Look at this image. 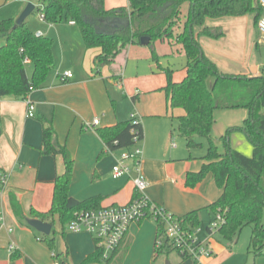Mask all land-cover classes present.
I'll use <instances>...</instances> for the list:
<instances>
[{
	"label": "crops",
	"instance_id": "crops-1",
	"mask_svg": "<svg viewBox=\"0 0 264 264\" xmlns=\"http://www.w3.org/2000/svg\"><path fill=\"white\" fill-rule=\"evenodd\" d=\"M2 1V6L10 2ZM29 2L35 5V10L39 6L35 1L20 0L12 15L14 17L8 19L16 20ZM127 4V0H104L107 10L127 7ZM250 15H253L258 44L264 45L254 22V14L206 18L202 26L194 28L196 37L203 28L220 29L223 33L219 39L197 37L204 57L221 74L248 78L264 75L259 66L250 67L244 56ZM42 23L41 27L31 31L36 36L52 39L53 69L44 83L26 99L0 97V170L6 176L4 189L0 193V264H51L56 257L60 264H81L97 250L91 236L69 232L67 226L61 225L58 216L43 221L52 225L48 237L54 241L53 248L45 241L46 236L26 223L27 219H36L31 211L46 213L50 210L55 179L64 171L61 156L41 154L43 129L48 126V121L55 132V143L65 147L73 161L69 196L78 201L98 198L93 205L99 209L123 206L133 199L135 188L131 179L112 176V168L123 149L108 151L98 134V130L128 121L133 115L143 128V140L138 144L142 151L140 170L146 182L143 195L176 217L194 211L198 214L206 212L209 219L203 221L199 217L201 225L204 224L206 228L213 217L208 207L217 201L222 190L216 185L212 174L193 188L185 186L186 175L198 172L207 162L203 159L207 151L204 156L203 153L196 155L190 152L187 144L184 146L176 142V134H180L175 119L184 112L172 109L163 91L166 76L161 68L172 70L176 83L186 75L187 60L179 45L161 40V47L164 48L161 57L167 60L166 66L165 61H152V45L142 46L139 43V46H129L114 64L93 74V58L100 53V49H85L79 29L74 31L78 27L70 22ZM174 49H177L181 64L180 71L175 73L169 67V53H173ZM123 58L126 60L125 66L122 65ZM26 67L29 68L26 74L30 78L33 67L29 62L25 64ZM65 71H71L72 78L61 82L59 75ZM28 102L35 107L33 118L26 116ZM247 116L248 111L244 109L215 112L212 128L217 127L216 135H213L212 129L211 137L220 154L226 152L222 138L227 136L226 143L231 149L247 154V157L252 155L253 147L246 135L235 130L242 126ZM41 118L47 123L43 124ZM95 118L99 124L87 129L86 124ZM197 143L201 146V142ZM10 194L17 196L25 221L14 216ZM215 236L208 240V246H211ZM156 237L154 222L146 220L132 225L114 253L112 263L193 264L191 260L180 257L155 258ZM10 246L14 248L12 252L8 249ZM254 264H264V255L255 258Z\"/></svg>",
	"mask_w": 264,
	"mask_h": 264
},
{
	"label": "trees",
	"instance_id": "trees-1",
	"mask_svg": "<svg viewBox=\"0 0 264 264\" xmlns=\"http://www.w3.org/2000/svg\"><path fill=\"white\" fill-rule=\"evenodd\" d=\"M20 1V0H4ZM39 6L42 21L48 24L75 22L81 34L85 49H100L93 58L91 72L98 74L100 69L115 63L117 57L131 45L139 44V39L148 37L150 44L156 40H168L171 45H179L185 56L186 75L180 82L173 81V71L161 68L166 76L163 91L172 109H181L184 115L177 117V130L186 140L189 149L200 147L195 138L208 142L207 162L198 172L186 175L185 186L193 188L208 174H212L221 196L209 205L213 215L220 213L223 224L218 235L233 244L245 227L252 228L250 246L254 256L264 255V75L248 78L244 75L221 74L217 67L202 53L197 37L219 39L220 29L203 28L197 34L195 27L203 25L206 18L237 17L254 14L255 24L262 8L254 0H127V7L107 10L104 0H30ZM111 19L122 20V25L112 29ZM15 20L0 21V97L26 99L46 80L54 67L53 41L36 36L24 23L14 29ZM32 65L28 78L24 59ZM153 55V61L157 62ZM120 79V78H119ZM213 79V82L208 85ZM135 98H133L134 100ZM248 111L242 126L235 130L243 132L253 147L247 157L231 149L225 141L224 155L217 150L211 137L218 110ZM40 121L47 123L43 118ZM231 131V130H229ZM228 131V132H229ZM98 134L108 151L133 147V139L143 140L142 124L129 119L113 127L98 130ZM55 132L48 121L42 135L41 154L61 156L64 171L54 182L52 205L48 212L31 211V215L41 221L58 216L63 227L73 220L75 214L84 210L97 209L93 205L98 198L78 201L68 194L73 173V161L65 147L54 141ZM6 176L0 170V193L4 189ZM11 209L15 217L25 221L21 205L16 195L10 194ZM140 198L134 189L133 199ZM174 216V215H173ZM183 229L193 231L201 226L197 211L183 217L174 216ZM157 234L162 233V225L156 224ZM50 248L53 239L44 238ZM155 250V258L172 252L168 243ZM114 255V254H113ZM102 260L99 250L88 256L81 264H120L112 263V257ZM57 259V257L55 258ZM183 259V258H182ZM58 260V259H57ZM185 260V259H183Z\"/></svg>",
	"mask_w": 264,
	"mask_h": 264
},
{
	"label": "built area",
	"instance_id": "built-area-1",
	"mask_svg": "<svg viewBox=\"0 0 264 264\" xmlns=\"http://www.w3.org/2000/svg\"><path fill=\"white\" fill-rule=\"evenodd\" d=\"M257 4L262 8L261 16L257 22V29L264 39V0H257ZM42 21V14L40 16ZM70 24L75 25L71 21ZM28 63V59H24ZM72 78L71 71H65L59 75L61 82H66ZM35 107L31 102L27 104V118H33ZM131 120L137 121L133 115ZM99 124L97 118L86 124L87 129H93ZM134 145L131 148L123 149L117 163L112 168L113 178L129 177L135 190L140 194V198L132 199L126 205L113 206L99 209H90L78 212L73 220L67 225V230L75 234H88L95 242L96 249L102 254L103 260H108L120 247L130 227L134 224L150 220L155 224L162 225V233L157 234L155 250L163 247V241L168 243V248L177 252L181 258L193 260V264L201 258H210L212 251L208 247V240L218 234V230L224 220L220 213L213 215L205 232L207 238L200 241L197 237L199 229L187 231L183 229L178 220L163 207L151 202L144 195L146 182L140 170V158L142 151L138 147L140 141L135 137ZM1 220V219H0ZM9 251L14 250L10 246ZM202 260V259H201ZM202 263V262H201ZM51 264H60L57 259H53Z\"/></svg>",
	"mask_w": 264,
	"mask_h": 264
},
{
	"label": "rangeland",
	"instance_id": "rangeland-1",
	"mask_svg": "<svg viewBox=\"0 0 264 264\" xmlns=\"http://www.w3.org/2000/svg\"><path fill=\"white\" fill-rule=\"evenodd\" d=\"M2 0H0V21L3 19H8L10 17H14L15 10H17L19 3L18 1H10L6 5L2 6ZM22 13V12H21ZM40 12L35 10L26 20V24L29 26V29L34 31L35 29L41 27L43 25L41 19H40ZM250 30L249 33L246 35L245 43H244V56L246 58V61L250 67H260V70L264 73V45L258 44V39L256 36V33L253 29V15H250ZM63 23H65L63 21ZM77 28V27H76ZM78 30L77 29H74ZM161 40H156L151 45L153 46V49L150 50L151 57L153 61V55H155L158 59L157 62L165 61V66L167 60L162 56V50H164L163 47H161ZM166 45L168 43H165ZM136 46H139V44H136ZM175 48V47H174ZM177 50V49H176ZM175 49L173 50V53H169V60L170 65L172 69H174L175 72H179L181 69V64L178 57V52ZM124 55V54H123ZM122 55V57H123ZM160 57V58H159ZM126 60L123 58L122 65L125 66ZM131 64V63H130ZM130 65V70H131ZM27 72L29 71V68L26 67ZM208 85H210V79L208 82ZM246 112V110H245ZM176 123L174 122V126ZM216 128L213 129V135H216ZM176 142L180 145L186 146V142L183 138H181L178 133L176 134ZM196 142H201V146L197 149H191L190 152L199 155L203 153L202 156L206 154L207 151V141L205 139L197 138L195 139ZM247 153V152H246ZM247 155V154H245ZM200 219L203 221H206L209 219L208 214L206 212L199 213ZM212 220V218H211ZM210 220V221H211ZM210 223V222H209ZM209 223L207 225H209ZM205 225H201L199 232L197 233V237L200 241H204L207 238V234L205 232ZM251 235H252V228L251 227H245L240 234L238 235L237 239L233 244L228 243L227 241L223 240L218 234L215 236L214 241L212 242L211 246H208L209 249L212 251V256L210 258H201L198 262L196 261L195 264H254V259L256 258L254 256V253L252 251V247L250 246L251 241ZM169 257L170 259L179 258L180 255L177 252H170L168 254H162L159 256V259ZM181 258V257H180ZM193 263V260H191ZM202 262V263H201Z\"/></svg>",
	"mask_w": 264,
	"mask_h": 264
},
{
	"label": "water",
	"instance_id": "water-1",
	"mask_svg": "<svg viewBox=\"0 0 264 264\" xmlns=\"http://www.w3.org/2000/svg\"><path fill=\"white\" fill-rule=\"evenodd\" d=\"M35 5L29 2L19 17L15 20L14 29L22 26L25 23V20L34 12ZM122 20L120 19H111L108 21V24L112 26V29L119 28L122 25ZM264 42V39H263ZM139 43L142 46H148L150 44V39L148 37H142L139 39ZM26 223L31 228L35 229L38 233L48 237L51 234L52 225L37 219H27Z\"/></svg>",
	"mask_w": 264,
	"mask_h": 264
}]
</instances>
